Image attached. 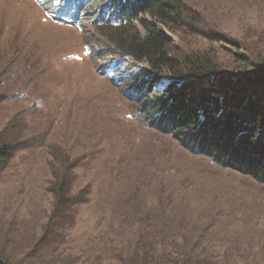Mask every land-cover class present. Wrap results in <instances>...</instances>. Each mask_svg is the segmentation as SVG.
Here are the masks:
<instances>
[{
	"label": "rangeland",
	"instance_id": "1",
	"mask_svg": "<svg viewBox=\"0 0 264 264\" xmlns=\"http://www.w3.org/2000/svg\"><path fill=\"white\" fill-rule=\"evenodd\" d=\"M110 3L83 0L89 16L71 26L52 20L44 2L0 0V140L32 145L0 177V229L40 233L53 205L52 166L70 158L79 164L74 192L89 195L70 233V252L128 247L158 236L146 230L163 228L179 251H189L184 239L198 241L210 247L208 256L223 248L258 264L264 184L154 127L147 109L155 95L137 72L148 66L105 57L111 49L93 19L108 18ZM179 17L163 27L177 59L205 56L223 75H238L264 55V0H183ZM146 21L134 23L142 36ZM106 65L113 67L109 74ZM168 80L163 75L155 89L163 91Z\"/></svg>",
	"mask_w": 264,
	"mask_h": 264
},
{
	"label": "trees",
	"instance_id": "2",
	"mask_svg": "<svg viewBox=\"0 0 264 264\" xmlns=\"http://www.w3.org/2000/svg\"><path fill=\"white\" fill-rule=\"evenodd\" d=\"M36 1L49 5L50 18L54 21L78 26L81 17L86 16L83 0ZM111 2L113 4L110 3L107 9L111 15L106 18L102 16L104 13H99L93 23L97 24L100 34L106 36L111 49L105 57L119 59L117 62L122 63L129 61L130 65L144 63L148 66L149 70L137 72L149 95H155L147 109L154 127L171 135L186 150L264 184V55L252 71L223 75L205 56L190 54L180 60L167 50L163 27L167 26L169 18L180 19L183 0ZM89 8L92 6H87L85 11ZM140 17L151 21L142 24L143 36L134 26ZM107 67L109 65L104 68V74L113 70V67ZM151 74L155 76L146 79ZM163 75L169 80L165 89L158 91L155 87ZM30 147V143L1 139L0 177L15 154ZM59 164L52 166L48 192L53 197V205L47 222L39 234L29 228L0 229L6 236L0 239V264L251 263L247 258H231L227 251L221 250L223 248L208 256L205 251L210 247L201 246L198 241L188 244L184 239L182 247L189 251H179L180 244L174 238L166 241V234L170 233L163 228L146 230V233L158 236L152 239L141 236L128 247L115 246L108 252L96 254L70 252L73 241L70 233L81 207L88 203L89 195L86 190L74 192L79 164L70 158H62ZM167 248L174 251L166 252ZM214 248L219 249L216 244H211V249ZM258 264H264V258L258 259Z\"/></svg>",
	"mask_w": 264,
	"mask_h": 264
}]
</instances>
